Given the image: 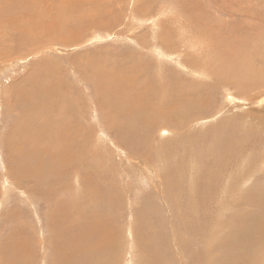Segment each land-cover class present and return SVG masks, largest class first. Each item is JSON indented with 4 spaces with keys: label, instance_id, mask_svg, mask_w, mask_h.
<instances>
[{
    "label": "rangeland",
    "instance_id": "1",
    "mask_svg": "<svg viewBox=\"0 0 264 264\" xmlns=\"http://www.w3.org/2000/svg\"><path fill=\"white\" fill-rule=\"evenodd\" d=\"M263 91L264 0H0V264H264Z\"/></svg>",
    "mask_w": 264,
    "mask_h": 264
},
{
    "label": "bare ground",
    "instance_id": "2",
    "mask_svg": "<svg viewBox=\"0 0 264 264\" xmlns=\"http://www.w3.org/2000/svg\"><path fill=\"white\" fill-rule=\"evenodd\" d=\"M169 53V52H168ZM177 53V52H176ZM167 54V53H166ZM168 55V54H167ZM172 56V55H171ZM161 57V56H160ZM177 57V56H176ZM187 65V64H186ZM128 66V65H127ZM198 68V67H197ZM126 69H128V68H126ZM202 69V68H201ZM127 71V70H126ZM195 71V70H194ZM208 70H206V72H207ZM125 72V71H124ZM123 72V73H124ZM128 72H129V70H128ZM126 73V72H125ZM201 73V72H200ZM126 75H128V74H126ZM205 75V74H204ZM123 76V75H122ZM127 78V77H126ZM129 78V77H128ZM201 78V77H200ZM132 80V79H131ZM133 81V80H132ZM134 82V81H133ZM137 83H139V82H137L136 81V84ZM139 86H141V85H139ZM178 87H180V88H183V84H179L178 85ZM184 93V92H183ZM182 93V94H183ZM188 96V95H187ZM205 97L204 96H201V98L200 99H204ZM186 99H187V97H186ZM188 100V99H187ZM190 100V99H189ZM193 101V100H192ZM239 102H241V103H243V104H245V105H247L245 108H248V112L250 111V110H254L255 112H256V118L258 119V123H262V122H264V91L263 92H261V93H259L257 96H255L253 99H252V97H251V100H238ZM181 103V102H180ZM102 104V103H101ZM117 109V108H116ZM155 109H157V110H159L158 109V107H157V105L155 106ZM231 110V109H230ZM238 110V109H237ZM242 111H243V109H242ZM229 114V113H228ZM228 114H227V116H228ZM233 114V112L231 113V115ZM202 119H205V117H197V118H195L194 120H193V122L190 124V127L192 126V125H196L198 122H200ZM134 120H136V119H134ZM204 121V120H203ZM218 123V122H217ZM216 123V124H217ZM221 123V122H220ZM117 125V124H116ZM200 126V125H199ZM229 127H231V128H233L234 127V125L233 124H230V125H228ZM129 127H130V125L129 126H127V127H125V130L126 131H129L130 129H129ZM119 129V128H118ZM161 130H163V132L161 133ZM167 132H169V131H171V130H168V129H165V128H161L159 131H160V133H159V139L158 140H161V136H163L164 134H165V131ZM219 131H220V129L217 127V129H215V133H219ZM171 132H174V131H171ZM162 134V135H161ZM179 134H181V133H179ZM174 136H176V135H174ZM140 142V141H139ZM157 142H159V141H157ZM215 142V141H214ZM231 141L229 140L228 141V145H226V146H223V144L222 145H220V146H218V147H216L215 149H213V150H210V151H207V152H210V155L209 156H207V157H210L211 158V154L213 153V152H215V153H217V155H218V158H217V163H224L225 161L223 160V156H225L224 155V151H226V150H228L230 147L232 148V143H230ZM131 143V142H130ZM142 143V142H141ZM135 144H137V142H134V144L133 145H131V146H135ZM140 144V143H139ZM138 145V144H137ZM142 145V144H141ZM210 146V145H209ZM137 147V146H136ZM136 147L135 148H133V150L134 151H136ZM139 147H141V146H139ZM233 149V148H232ZM165 152V151H164ZM202 152V151H201ZM196 153H197V151H196ZM165 154V153H164ZM170 154V153H169ZM236 154V152H234V150L232 151V150H230V153L228 154V156L230 157V156H232V155H235ZM199 157V156H198ZM223 157V158H222ZM63 158V157H62ZM243 158V157H242ZM195 159V158H194ZM194 159H192V160H194ZM243 160V159H242ZM23 161V160H22ZM21 161V162H22ZM196 161V160H195ZM197 162H199V161H197ZM193 165H194V163H193ZM196 165V164H195ZM197 165H200V163L198 164L197 163ZM243 167V166H242ZM195 168H193V170H194ZM10 171V170H9ZM14 171V170H13ZM31 171H32V169H31ZM30 171V172H31ZM34 172V171H33ZM37 172V171H36ZM35 172V173H36ZM242 173V172H241ZM242 177V176H241ZM230 180V179H229ZM228 180V181H229ZM59 222V221H58ZM6 242H3V244L5 245V246H7V247H9V248H12V245H13V243L14 242H12L11 240H9V241H7V240H5ZM17 244V243H16ZM99 249V248H98ZM103 251H104V249H102ZM106 251V250H105ZM101 252V251H100ZM18 254V253H17ZM27 254V253H26ZM96 254H98V253H96ZM20 255V254H19ZM18 255V256H19ZM83 260H85V259H83ZM71 261V260H70ZM72 262V261H71Z\"/></svg>",
    "mask_w": 264,
    "mask_h": 264
}]
</instances>
